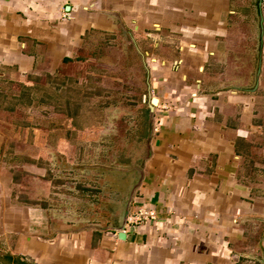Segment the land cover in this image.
<instances>
[{
  "label": "crops",
  "instance_id": "crops-1",
  "mask_svg": "<svg viewBox=\"0 0 264 264\" xmlns=\"http://www.w3.org/2000/svg\"><path fill=\"white\" fill-rule=\"evenodd\" d=\"M259 2L0 0V264H264V41L257 91L234 86L255 82ZM124 50L137 105L91 94V126L26 113L47 76L112 92ZM141 177L126 238L103 230ZM142 208L156 218L135 226Z\"/></svg>",
  "mask_w": 264,
  "mask_h": 264
},
{
  "label": "rangeland",
  "instance_id": "rangeland-1",
  "mask_svg": "<svg viewBox=\"0 0 264 264\" xmlns=\"http://www.w3.org/2000/svg\"><path fill=\"white\" fill-rule=\"evenodd\" d=\"M128 48V42L124 41V43L121 44V47L124 49ZM124 56L128 55V53H126V51L124 50ZM123 56V55H122ZM238 54H233V62H246L243 58V60L241 61V56ZM122 59V57H121ZM125 61L127 62V64H123V67L119 68L117 70V73L115 74V78L116 79H120L121 78V82L120 85H117L116 83L118 81H116V79H114L113 81H107L106 85H109V88H112V92H108L107 90H111L105 89L104 91L101 88H98L95 84H93L92 82L87 84L85 81H81L80 77L82 76L81 74H76L74 75V78L72 79V81L70 82L69 80H66L65 78H53V79H48L49 76H47L44 79V83L46 85H44V89L42 90V92H40L41 96H40V106H34L33 108L31 107L32 105H34L36 102H38V99L35 100L34 102H30L28 101V97H26L27 99L22 100L21 102L24 103L25 108H26V113L30 114V112L35 109L36 111L40 112V113H45V117L40 116V119L42 120H48V118H46L48 116L49 113V107L52 106L55 110V112L57 113H53L51 117V119L55 120L54 118H56V122L55 123H62L61 121H63V115L65 113V111L67 113H69L70 115L73 116V121L74 124L78 123L80 124L81 122H84V124L86 126H91L96 124V118L94 115H92V112H86L83 111L84 109H91L92 111H94V107H91V103L92 102H96V100L93 99H89V95L91 94H95L97 92H101L104 93L106 96H109V101L112 100L114 98V96H117L118 100L120 97L121 101L120 104H122L124 107H133L135 105H137V101L133 99L139 98L136 97L134 92H137L138 90H140L141 92H143V88L141 86V84L143 83V77H138L136 76V73H138V70H136V68H132L134 66V63L136 64L137 61H139L138 57L134 55L126 56ZM130 63V64H129ZM132 63V64H131ZM246 64V63H245ZM125 66V67H124ZM136 66V65H135ZM132 68V80H130V76H129V69ZM79 69V68H78ZM77 69V70H78ZM245 70V69H244ZM244 70H240V69H236L234 76H238L240 77V75L244 72ZM77 73H80V71L78 70ZM254 73L255 70L251 69L249 70V75L251 76L250 81H252V78H254ZM119 77V78H118ZM123 77H125V80H123ZM234 80H236L234 78ZM49 81V82H48ZM118 86V88H117ZM236 87H251L253 85H246V84H237L234 85ZM29 94V93H28ZM82 98H84V100H82ZM132 98V99H131ZM87 99H89V101H87ZM108 100V98H107ZM118 100H116V102H118ZM89 103L90 107L87 106V104ZM31 104V106H29ZM38 104V103H37ZM87 107V108H86ZM259 107V111L261 114L260 117V124L261 126H263V132H264V102L259 103L258 104ZM125 109V108H124ZM51 110V109H50ZM48 112V113H47ZM81 113V115H79ZM55 116H60V119L58 117ZM49 117V116H48ZM110 119H112L111 117H109ZM124 124L123 121L121 122V125ZM129 124V122H126V126L125 128H128L127 125ZM262 140H264V133L261 135ZM124 136L123 133H120V141L121 143H124ZM127 150V149H125ZM260 155V154H259ZM261 156V155H260ZM47 177V176H46ZM27 185L30 187L31 184V180L30 179H26L25 180ZM75 214H81V213H73V215ZM85 215V214H84ZM94 214L92 213H88L85 216H93Z\"/></svg>",
  "mask_w": 264,
  "mask_h": 264
},
{
  "label": "water",
  "instance_id": "water-1",
  "mask_svg": "<svg viewBox=\"0 0 264 264\" xmlns=\"http://www.w3.org/2000/svg\"><path fill=\"white\" fill-rule=\"evenodd\" d=\"M259 13H260V22H261V35H260V52H259V59H258V64H257V68L255 71V82L253 84V86L251 87H237L239 90L241 91H245V92H256L259 84H260V75H261V71H262V63H263V54H262V49H263V37H264V8H263V1L260 0L259 2ZM139 49L140 55L142 56L143 60L145 61V54ZM147 78L149 80V74L150 71L147 68ZM149 83V82H148ZM149 93H151L150 90V86H149ZM152 94V93H151ZM150 94V96H151ZM151 98V103L149 106V117H150V131H149V136H148V140H151V138L153 137L154 134V130H155V117H156V104L158 103V98L157 97H150ZM142 177L140 178V180L134 185L132 191H131V195L130 198L128 200V204L125 207V210L122 214V218H121V223L119 226L117 227H108V228H103V230L106 231H116L119 233V236L121 238H126V227H127V223H128V216L130 214V210H131V204L133 202L134 199V194L136 189L138 188V186L140 185Z\"/></svg>",
  "mask_w": 264,
  "mask_h": 264
},
{
  "label": "built area",
  "instance_id": "built-area-1",
  "mask_svg": "<svg viewBox=\"0 0 264 264\" xmlns=\"http://www.w3.org/2000/svg\"><path fill=\"white\" fill-rule=\"evenodd\" d=\"M263 1V8H264V0ZM130 214L128 216V222H129ZM156 218V214L153 210H147V209H140V211L134 216L133 223L135 226H139L142 224L147 223L149 220H153ZM128 224V223H127Z\"/></svg>",
  "mask_w": 264,
  "mask_h": 264
},
{
  "label": "trees",
  "instance_id": "trees-1",
  "mask_svg": "<svg viewBox=\"0 0 264 264\" xmlns=\"http://www.w3.org/2000/svg\"><path fill=\"white\" fill-rule=\"evenodd\" d=\"M44 89V88H43ZM10 260H12L13 259V256L12 255H10V254H8V256H7ZM15 261H17V263H20V264H25V263H21V262H19V260H16V258H15Z\"/></svg>",
  "mask_w": 264,
  "mask_h": 264
}]
</instances>
